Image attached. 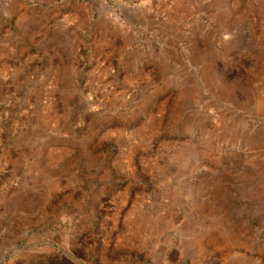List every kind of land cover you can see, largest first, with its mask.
Listing matches in <instances>:
<instances>
[{"label":"rangeland","instance_id":"374dc122","mask_svg":"<svg viewBox=\"0 0 264 264\" xmlns=\"http://www.w3.org/2000/svg\"><path fill=\"white\" fill-rule=\"evenodd\" d=\"M0 264H264V0H0Z\"/></svg>","mask_w":264,"mask_h":264}]
</instances>
